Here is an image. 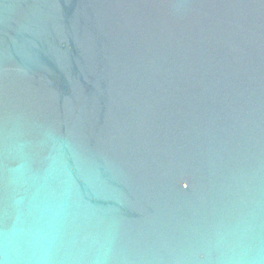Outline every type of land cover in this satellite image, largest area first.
I'll list each match as a JSON object with an SVG mask.
<instances>
[{"label":"water","instance_id":"95a60500","mask_svg":"<svg viewBox=\"0 0 264 264\" xmlns=\"http://www.w3.org/2000/svg\"><path fill=\"white\" fill-rule=\"evenodd\" d=\"M0 264H264V0H0Z\"/></svg>","mask_w":264,"mask_h":264}]
</instances>
